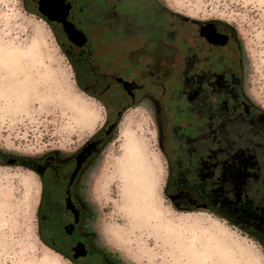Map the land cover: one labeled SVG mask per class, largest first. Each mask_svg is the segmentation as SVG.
Here are the masks:
<instances>
[{
    "label": "rangeland",
    "instance_id": "1",
    "mask_svg": "<svg viewBox=\"0 0 264 264\" xmlns=\"http://www.w3.org/2000/svg\"><path fill=\"white\" fill-rule=\"evenodd\" d=\"M158 2L159 5L149 0H126L121 5L122 14H139L128 16L123 23L127 34L139 33L138 38L146 46H172L177 63L184 58L185 34L193 29L187 21L222 24L236 41L232 70L240 89L251 105L264 111V0ZM162 8L175 12V18L164 15L167 13ZM110 25L116 24L111 21ZM198 50L201 58L195 60L199 62L196 68L202 74V45ZM216 54L217 50L207 49L210 63ZM171 75L170 94L174 108L180 112L174 121L180 120L181 126L197 124L190 134H195V139L193 135L191 139L180 137L183 131L169 137L174 126L169 117L165 124L169 139L165 151L162 150L156 121L150 108L142 102L124 113L117 131L96 158L85 181V195L96 208V225L101 237L123 264H177L174 256L150 233L129 225L125 211L128 198L122 190L128 176L125 161L133 162L128 167L129 176L148 179H145L146 193L153 194L149 201L145 200L150 207L146 208L148 212L160 213L168 220L199 213L177 209L165 192L172 161L168 147L175 136L180 144L195 140L191 148L195 147L202 156V133L206 131L202 117L212 115L221 99L190 100L196 106L195 114L191 115L187 112L191 104L180 94V68H174ZM199 90L202 96V88ZM104 119L101 104L78 85L61 39L49 24L27 10L24 0H0V151L22 158H40L49 152L69 156L101 127ZM197 129L201 130L200 134L195 132ZM257 154L259 175L263 179L264 150ZM134 163L137 169L131 173ZM250 192L255 196L263 190L252 183ZM138 203L140 207L134 205L137 209L142 205ZM142 206L139 210L145 209ZM39 208L37 174L22 166H0V264H49L48 258L53 257L58 259V264H68L39 238ZM200 213L205 216L194 217L216 221L245 248H251L253 255L264 264V245L226 220L206 211ZM239 260L242 261L241 257Z\"/></svg>",
    "mask_w": 264,
    "mask_h": 264
},
{
    "label": "flooded vegetation",
    "instance_id": "2",
    "mask_svg": "<svg viewBox=\"0 0 264 264\" xmlns=\"http://www.w3.org/2000/svg\"><path fill=\"white\" fill-rule=\"evenodd\" d=\"M149 1L159 5L158 0ZM125 2L24 0L27 10L46 21L61 39L78 85L101 104L105 113L101 127L69 156L49 152L40 158H22L0 151V161L12 159L14 163L10 166L26 167L37 174L40 182L39 238L68 264H123L101 237L96 225V208L85 195V181L96 158L117 131L124 113L145 102L156 121L165 151L167 118H172L174 125L169 137L183 131L179 136L186 138L197 128L195 123L181 126L180 120L174 121L180 113L174 108L170 94L169 81L174 68H180V94L188 103L201 98L231 99L233 92L229 90L238 84V77L232 70L236 41L227 27L213 21L198 24L181 18L193 29L190 30L192 34H185L183 60L175 63L172 46H146L138 38L139 33L127 34L123 23L128 16L139 14H122L121 5ZM163 11L167 13L164 15L175 18V12ZM111 21L116 24L114 27ZM193 40L198 43L193 44ZM200 45L202 74L198 73L196 64L199 62L195 61L201 58L198 55ZM207 49L217 50L211 63ZM219 84L225 88L221 89ZM199 88H202V96ZM190 107L187 112L194 115L196 106L191 104ZM184 118L187 119L186 114ZM197 130L195 132L200 134L201 130ZM192 135L195 139L196 135ZM177 136L168 147L171 162L188 158L191 163L189 165L186 159V167L192 166L199 153L180 144Z\"/></svg>",
    "mask_w": 264,
    "mask_h": 264
},
{
    "label": "trees",
    "instance_id": "3",
    "mask_svg": "<svg viewBox=\"0 0 264 264\" xmlns=\"http://www.w3.org/2000/svg\"><path fill=\"white\" fill-rule=\"evenodd\" d=\"M230 89L233 97L221 99L212 115L202 117V156L187 167L188 158L170 162L165 192L177 209L211 213L264 245V178L257 154L264 150V111L247 101L239 83ZM186 142L189 149L196 141ZM252 183L263 192L252 196Z\"/></svg>",
    "mask_w": 264,
    "mask_h": 264
},
{
    "label": "bare ground",
    "instance_id": "4",
    "mask_svg": "<svg viewBox=\"0 0 264 264\" xmlns=\"http://www.w3.org/2000/svg\"><path fill=\"white\" fill-rule=\"evenodd\" d=\"M132 163V161L129 163L125 161V172L128 176L122 189L124 196L128 198L125 211L129 225L134 229L139 227L150 233L162 243L167 253L174 256L177 264H184L183 261H186V264H261L250 251L251 248H245L229 230L207 217H194L195 215L205 216L204 213L187 214L184 217L168 220L161 217L160 213L148 212L146 208L150 207L148 202L145 204V200L149 201L153 194L146 193L145 185L148 180L146 176H129L130 168L128 167ZM134 165L135 163L131 173L137 169ZM131 183L133 185H130ZM138 202H141L145 209L139 210L143 206L139 208ZM134 205H138V209ZM240 257L242 261L239 260ZM243 259L246 261L243 262ZM58 262L56 257L48 258L49 264H58ZM31 264L34 263L31 262Z\"/></svg>",
    "mask_w": 264,
    "mask_h": 264
},
{
    "label": "water",
    "instance_id": "5",
    "mask_svg": "<svg viewBox=\"0 0 264 264\" xmlns=\"http://www.w3.org/2000/svg\"><path fill=\"white\" fill-rule=\"evenodd\" d=\"M10 157H11V155H10ZM13 163H14V160H12V159H4V160L0 161V166H8V165L10 166V164H13Z\"/></svg>",
    "mask_w": 264,
    "mask_h": 264
}]
</instances>
